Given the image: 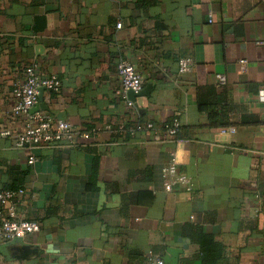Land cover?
I'll list each match as a JSON object with an SVG mask.
<instances>
[{
  "label": "crops",
  "instance_id": "crops-1",
  "mask_svg": "<svg viewBox=\"0 0 264 264\" xmlns=\"http://www.w3.org/2000/svg\"><path fill=\"white\" fill-rule=\"evenodd\" d=\"M124 60L152 85L132 108ZM31 63L63 84L40 111L92 137L34 145L32 165L0 138V188H23L19 216L41 225L0 245V264H144L170 249L179 264H264V0H0L2 130L19 126L13 87ZM175 117L182 130L165 138ZM137 122L159 132L116 131ZM173 154L190 190L164 189ZM25 245L38 252L21 258Z\"/></svg>",
  "mask_w": 264,
  "mask_h": 264
},
{
  "label": "built area",
  "instance_id": "built-area-1",
  "mask_svg": "<svg viewBox=\"0 0 264 264\" xmlns=\"http://www.w3.org/2000/svg\"><path fill=\"white\" fill-rule=\"evenodd\" d=\"M212 22V19H210ZM194 61L190 58L179 60L180 74H188L193 70ZM117 75L121 80V89L118 95L126 101L128 107H134L133 101L129 99V91L141 92L144 87V79L136 67L129 61H121L117 65ZM23 79L17 81L13 87L15 100L13 116L18 123L15 129L0 130L1 137L15 138L14 144L17 148L23 149L30 165L36 162L31 148L34 145H62L74 146L78 137L90 139V132L81 133L75 125L67 120L59 119L45 111L33 110L40 104L41 90L51 94H58L62 91L63 84L56 75L43 73L37 63L25 66ZM217 79L221 85L226 83L223 75ZM260 98L264 101V90L260 92ZM181 122L175 117L171 123L166 124L161 134L165 138H174L178 135ZM159 127L154 122L125 123L120 125L116 131L121 134H136L145 131L159 132ZM112 130V129H111ZM223 131L235 132V127L229 126ZM164 189L172 192L176 188L191 189L190 178L179 169V161L176 154H173L169 162L162 169ZM25 190H13L0 188V245L8 244L16 239L24 238L28 234L40 231L41 225L37 221L23 219L19 216L18 205L24 197ZM144 264H165L163 256L150 253Z\"/></svg>",
  "mask_w": 264,
  "mask_h": 264
},
{
  "label": "water",
  "instance_id": "water-1",
  "mask_svg": "<svg viewBox=\"0 0 264 264\" xmlns=\"http://www.w3.org/2000/svg\"><path fill=\"white\" fill-rule=\"evenodd\" d=\"M151 88H152V85L149 84L146 87H144V89L141 92H139V93H135L133 91H129V93H128L129 99L134 102V101H136V99L138 97L148 96L150 94V92H151ZM44 92H45V90L42 89L41 90V94H40V104L33 110V112L38 111V110H40V108L45 107V105L42 104V101H43L42 97H43ZM18 240L19 239H16L13 242L8 243V244H4V245L5 246L6 245H10V244H12V243H14V242H16ZM17 250L21 252V255H22L21 258H24V259L25 258L27 259L29 257V255H32L33 253H37L38 252L37 249H34V248H32L30 246H27V245H25L21 249H17ZM163 258H164L165 264H179L178 263L177 250H173V249L171 250L170 249L169 250V255H167V256H165Z\"/></svg>",
  "mask_w": 264,
  "mask_h": 264
},
{
  "label": "trees",
  "instance_id": "trees-1",
  "mask_svg": "<svg viewBox=\"0 0 264 264\" xmlns=\"http://www.w3.org/2000/svg\"><path fill=\"white\" fill-rule=\"evenodd\" d=\"M218 113H220L221 115H222V117H223V125H222V127H229V126H233V127H235L236 126V124H235V122L233 121V119L231 118V116H229V114L227 113V111H226V109H225V105H223V106H221L219 109H218ZM174 119V118H173ZM172 119V120H173ZM172 120L170 121V122H168L167 124H169V123H171L172 122ZM165 126V125H164ZM164 126H162V128L164 127ZM0 130H2L1 128H0ZM181 130H182V127H180L179 128V131H178V134L181 132ZM4 189H13V190H19V189H23V188H17V189H15V188H4ZM217 246H215L214 248H212V247H206V248H204L203 249V252H204V254H206L208 251H210L211 253H217L218 252V249L216 248ZM206 250H207V252H206ZM209 253V252H208ZM204 263L205 264H215V262H213V259H206V260H204Z\"/></svg>",
  "mask_w": 264,
  "mask_h": 264
}]
</instances>
